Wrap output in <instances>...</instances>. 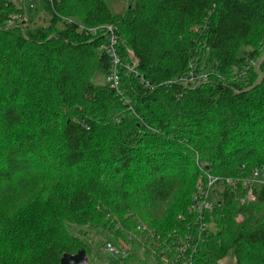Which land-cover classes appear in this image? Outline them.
Here are the masks:
<instances>
[{"label": "trees", "instance_id": "1", "mask_svg": "<svg viewBox=\"0 0 264 264\" xmlns=\"http://www.w3.org/2000/svg\"><path fill=\"white\" fill-rule=\"evenodd\" d=\"M34 1L27 17L0 0V264L89 256L69 226L133 235L112 264H154L159 240L197 232L207 174L223 190L194 264H264V185L241 203L264 168V0H128L123 14L115 0ZM43 11L51 24L32 31ZM108 27L119 91L93 83L113 67Z\"/></svg>", "mask_w": 264, "mask_h": 264}, {"label": "built area", "instance_id": "2", "mask_svg": "<svg viewBox=\"0 0 264 264\" xmlns=\"http://www.w3.org/2000/svg\"><path fill=\"white\" fill-rule=\"evenodd\" d=\"M8 1L17 5L25 3V0ZM11 25H13V21L11 22ZM107 29L109 33V43L103 48V50L109 54L113 63V67L107 76V82L112 89L119 91L121 85L118 67L121 62L117 53L118 37L116 35L115 28L108 27ZM134 72L135 68L129 69L130 74ZM203 77L205 76L200 78L202 79ZM193 81H195V79H193V75H191V78L186 79L187 84H191ZM253 176L254 179L245 183L246 186L250 187V190L248 191V195L244 202L254 201V185H264V168L255 170ZM222 182L223 181L219 178L207 174L206 182L200 180L197 183L196 193L193 195V201L189 208V214L194 219V227L197 232H192L193 229L191 230L189 228L188 233L186 234H179L176 232L169 238L168 241L162 242L159 240L156 244V248L152 251V255H154V264H158L159 261H161L162 264H194V255L197 253L199 246L203 243V235L208 228L207 223L204 222V216L207 212H211L213 210L218 197L216 198L212 194L214 193V188ZM227 183L231 185L233 184L230 180L227 181ZM138 231L145 235V239H147V237L155 238L156 236L155 233L148 229V227L144 224L139 225ZM116 240L119 245L118 249H116L110 242L106 243L104 249L112 255L121 256L123 258L122 260H126L134 253L133 242L136 240L135 236L129 235L127 238H119ZM171 242L172 244H170ZM147 250H149V247L144 246V248H142L141 255H143Z\"/></svg>", "mask_w": 264, "mask_h": 264}, {"label": "rangeland", "instance_id": "3", "mask_svg": "<svg viewBox=\"0 0 264 264\" xmlns=\"http://www.w3.org/2000/svg\"><path fill=\"white\" fill-rule=\"evenodd\" d=\"M24 4L27 11V17L32 16L34 14V9L37 6V2L34 0H26ZM31 4H33V6ZM128 5H129L128 0H115L113 3H111V9L115 14H123L128 8ZM50 24H51V17L46 11H43L40 13V16L34 21V23L30 25V29L33 31L40 26L47 27ZM262 44L264 45V43ZM261 62L262 61H259V65H261L260 64ZM93 83L97 85L108 84L106 77H104L103 75H96L93 79ZM223 180H225V182L229 180L231 181V179H225V178H223ZM222 190H223V185L219 184L214 188V193L212 195L214 197L215 195L220 196ZM246 197L241 200L242 204L246 203L244 202L246 200ZM238 221H241V217L238 218ZM69 230L73 235L77 236L81 241H83L84 244L88 246L87 248L89 249V251H91V253L89 252L90 254L88 256L89 264H112L115 261H118L119 259H123L121 256L112 255L106 252V250L104 249L107 242H110L116 249L119 248L117 240L112 234L105 231L96 230L93 228L91 229V227L80 228L77 226H69ZM220 264H235V262L232 258H228L222 261Z\"/></svg>", "mask_w": 264, "mask_h": 264}, {"label": "water", "instance_id": "4", "mask_svg": "<svg viewBox=\"0 0 264 264\" xmlns=\"http://www.w3.org/2000/svg\"><path fill=\"white\" fill-rule=\"evenodd\" d=\"M60 264H89V259L84 249L77 254H66L62 257Z\"/></svg>", "mask_w": 264, "mask_h": 264}]
</instances>
